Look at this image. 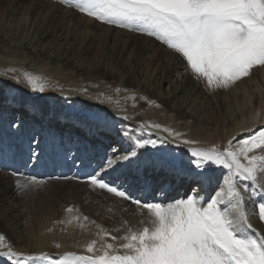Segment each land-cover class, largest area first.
Instances as JSON below:
<instances>
[{"label": "rangeland", "instance_id": "obj_1", "mask_svg": "<svg viewBox=\"0 0 264 264\" xmlns=\"http://www.w3.org/2000/svg\"><path fill=\"white\" fill-rule=\"evenodd\" d=\"M48 1L84 12L86 18L106 27L161 41L208 88L229 98L236 95V108L242 112L236 119L229 112L226 117L212 100L209 124L186 117L170 109L165 99L150 96L126 80L128 76L120 82L107 73L105 65L113 60L110 48L86 53L74 49L71 62L50 63L26 52L0 49V54L17 58L0 59V72L32 92L48 91L43 94L49 106L59 103L63 114L84 117L107 131L121 130L132 137L135 148H144L151 157L163 158L175 167L186 165L197 177L219 175L218 187H224L226 195L195 203L164 239L143 247L138 242L147 239L155 225L147 210L94 185L72 184L65 180L72 177L63 173L31 184L26 180L35 176L19 172L15 160L8 161L4 155L12 156L27 145L24 151L30 149L29 163L34 166L35 151L29 143L15 149L1 139L0 171L1 164L8 163L13 176L8 185L0 182V216L14 226L25 222V239L31 235L36 244L66 252L23 253L18 243L24 242H17L0 226V264H264V238L257 233L244 235L248 226L243 210L245 204L253 205L264 224V92L252 83L264 68V0ZM82 32L79 37H86L88 32ZM143 59L152 65L151 57ZM242 85L246 93L236 92ZM162 87L165 94L170 89L166 84ZM18 93L19 87L0 86V95L14 97ZM56 93L60 96L55 97ZM91 102L101 106L93 107ZM26 109V116L35 119L34 107ZM61 140V146L71 152L84 146L78 135H68L67 130ZM181 185L182 193L185 185ZM189 187L184 195H191L196 186ZM11 204L17 212H9ZM232 208L242 221L240 231L231 224ZM20 212L23 217L18 219Z\"/></svg>", "mask_w": 264, "mask_h": 264}, {"label": "bare ground", "instance_id": "obj_2", "mask_svg": "<svg viewBox=\"0 0 264 264\" xmlns=\"http://www.w3.org/2000/svg\"><path fill=\"white\" fill-rule=\"evenodd\" d=\"M84 30L88 34L80 38L79 33L80 31L84 33L82 32ZM97 48H110L113 60L109 65H105V69L107 73L113 75V78L123 82L128 76L126 80L141 87L143 92L165 99L170 109L177 110L186 117L197 119L203 125L211 122V118L207 115L212 100L215 101L216 106H221V111L225 116L228 112L231 113L232 119L239 118L238 115L242 112V109L236 108V95L229 98L228 95H219L213 88H208L207 83L193 72L188 71L187 64L179 55L168 51L161 41L106 27L86 18L84 12L48 0H29L28 2L0 0L1 50L20 52V54L26 52L30 56L41 57L50 63L71 62L76 50L86 53L90 49L97 50ZM148 56L153 59L152 65L144 62L143 58ZM0 59L17 61V58L10 59L3 54H0ZM124 70H126L125 73ZM257 78L252 82L254 88L259 92H264V68L261 69ZM165 84L170 88L166 94L162 92V86ZM19 85L14 82L13 78L0 72L2 88L19 87V93L14 97L0 95V140H6L8 145L11 144L15 149H18L19 145L29 143L35 151L37 162L34 166L30 165L29 157L32 153L30 149L24 151L28 148L27 145L23 146L24 149L16 150L12 156H4L8 161L15 160V169L19 172L35 176L26 180L31 184H41L42 182L39 181L41 178H53L63 173V175L67 174L72 177V180L71 178L65 179L72 184L82 187L94 185L100 191L107 190L129 205L133 204L147 210V217L155 225H152V232L145 236L147 239L138 242L143 247L153 246L159 240L164 239L175 225L190 214L195 203L202 204L211 196L226 197L225 188L220 185L218 187L219 175L197 177L196 173H193L186 165L175 167L163 158L155 159L146 149L135 148L132 137L125 135L123 131H107L100 125L88 122L84 117L73 118L63 114L59 103L49 106L46 102L43 93L48 91L32 92L26 86ZM238 91L246 93L247 89L242 85L236 90ZM212 94L214 95L211 96ZM56 96H60V93H56ZM78 97L77 99H82ZM91 104L93 107L101 106L94 102ZM27 107L31 109L34 107L35 119L32 120L26 116V112L29 111ZM114 113L124 115L122 112ZM71 120L75 124H70ZM58 124L60 125L56 127ZM64 130H67L68 135L75 138L77 135L80 137L84 145L80 151L71 152L61 146ZM43 147L45 152H43ZM94 151L98 152L94 154ZM9 168H11L10 164H1L3 170L0 171V182L6 185L13 176L8 172ZM182 182L186 183L187 188L185 187L181 193ZM194 183H198L196 187ZM189 186L195 187L193 188L195 190L191 195H184L186 191H189ZM12 204L9 212H17V208ZM246 205L243 210L248 228L243 234L249 237L252 233H257L264 238V224L257 218L254 206L247 207ZM96 207L99 208L101 205ZM119 209L125 211V208L124 210ZM229 213L232 216V226L240 231L242 221L238 217L237 210L232 208ZM22 217L23 214L20 212L18 219ZM66 219L72 221L71 217ZM0 226L12 234L17 242L20 240L24 242L18 243L23 253H37L44 250H50L54 254L66 252L47 244L45 246L36 244L31 235L25 239V233L28 234L24 232L25 222L24 224L17 222L14 226L5 217L0 216ZM67 250L80 252L70 248Z\"/></svg>", "mask_w": 264, "mask_h": 264}]
</instances>
